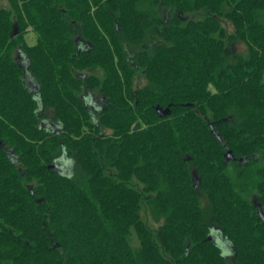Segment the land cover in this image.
I'll return each instance as SVG.
<instances>
[{
	"label": "trees",
	"instance_id": "16d2710c",
	"mask_svg": "<svg viewBox=\"0 0 264 264\" xmlns=\"http://www.w3.org/2000/svg\"><path fill=\"white\" fill-rule=\"evenodd\" d=\"M3 1L0 264H264V0Z\"/></svg>",
	"mask_w": 264,
	"mask_h": 264
},
{
	"label": "rangeland",
	"instance_id": "374dc122",
	"mask_svg": "<svg viewBox=\"0 0 264 264\" xmlns=\"http://www.w3.org/2000/svg\"><path fill=\"white\" fill-rule=\"evenodd\" d=\"M5 7H8V3L6 1L0 0V9L5 8ZM203 17H204V13H199L195 16L196 19H202ZM223 25L226 28L227 32L229 33L232 32L231 24L224 23ZM36 39H37V36L32 31H30L26 36V40L28 44L31 46L36 43ZM233 51H234V56L236 59V58H239L247 54V47L242 42H236L235 44H233ZM21 61L25 63L24 59H22ZM90 73H94L98 76H103V73L100 69H94V71H91ZM138 80H139V74H137V78L135 80L136 84ZM144 83H145V80L144 78H142V85ZM57 163H59L64 173H68L69 175H72L74 173L73 162H71V160L67 159L65 156L61 157V159H59ZM201 202H202V207H203L205 218L209 220L210 217L212 216V206L207 196L204 193L201 194ZM141 216H142V219L147 223V225L150 228H152V230L154 231L157 229L159 225L163 223L162 218L154 214L145 205H143L142 207Z\"/></svg>",
	"mask_w": 264,
	"mask_h": 264
},
{
	"label": "water",
	"instance_id": "95a60500",
	"mask_svg": "<svg viewBox=\"0 0 264 264\" xmlns=\"http://www.w3.org/2000/svg\"><path fill=\"white\" fill-rule=\"evenodd\" d=\"M22 59H24L25 63H24L23 61H21ZM26 59H27V58H26L25 56L23 57L22 54L19 53L18 56H17V60H16V61H18L20 67H23L24 71L27 73V70L29 69V66L26 65V64H27ZM27 61H29V60H27ZM35 90H36V87H35ZM156 111H157V113H158V115H159L160 117H166V116L170 115V113H171L170 107H168V108H166V109H163V108L157 107V108H156ZM139 129H140V125L137 124L136 127L134 128V130L137 131V130H139ZM51 168H54V169H56L57 171L60 172V170L57 168L56 165H52ZM195 173H197V172H195ZM195 175H196V174H195ZM194 180H196L198 183H200V180L197 179V176L194 177ZM197 187H198V185L195 186V188H197ZM257 209H258V212H259L260 217H261V218L263 219V221H264V211L262 210L261 206H257ZM208 240L211 241V240H212L211 237H209Z\"/></svg>",
	"mask_w": 264,
	"mask_h": 264
},
{
	"label": "flooded vegetation",
	"instance_id": "af4514ba",
	"mask_svg": "<svg viewBox=\"0 0 264 264\" xmlns=\"http://www.w3.org/2000/svg\"><path fill=\"white\" fill-rule=\"evenodd\" d=\"M98 104H99V103H98ZM98 104H97V105H98ZM62 157H63V156H62ZM60 159H61V158H60ZM58 160H59V159H58ZM58 160H57V161H58ZM55 165H56L57 167H59V168H60V170H62V168H61V166L59 165V163H57V162H56V164H55ZM62 171H63V170H62ZM63 172H64V171H63Z\"/></svg>",
	"mask_w": 264,
	"mask_h": 264
}]
</instances>
